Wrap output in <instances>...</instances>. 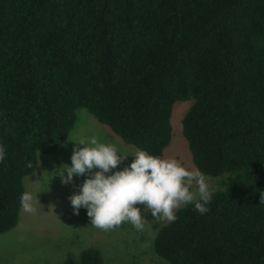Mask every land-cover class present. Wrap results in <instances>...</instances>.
Returning <instances> with one entry per match:
<instances>
[{"label": "trees", "instance_id": "trees-1", "mask_svg": "<svg viewBox=\"0 0 264 264\" xmlns=\"http://www.w3.org/2000/svg\"><path fill=\"white\" fill-rule=\"evenodd\" d=\"M179 101L193 165L220 179L207 214H146L153 250L168 264H264V0H0V233L77 109L162 156ZM60 264L103 260L89 247Z\"/></svg>", "mask_w": 264, "mask_h": 264}, {"label": "rangeland", "instance_id": "rangeland-1", "mask_svg": "<svg viewBox=\"0 0 264 264\" xmlns=\"http://www.w3.org/2000/svg\"><path fill=\"white\" fill-rule=\"evenodd\" d=\"M189 104L190 101L175 103L171 114V140L162 157L175 158L186 167L195 168L181 130V118ZM92 135L116 143L129 152L138 149L123 142L86 109H77L75 124L67 137L80 139ZM83 146L66 139L51 152L37 153L36 166L23 178V186L24 191L38 192L40 204L35 205V213H26L20 208L17 224L0 233V264H60L69 257L77 259L81 251L89 247L99 251L103 264H168L153 250L155 229L147 218L146 229L142 232L128 222L114 230L104 231L91 225L86 208L81 207L79 214H74L69 196L80 191L90 173L74 175L68 184L62 183L59 176H52L55 175L54 169L62 163L71 166L73 149ZM133 159L127 157L111 172L122 170ZM207 178L212 188L216 189L220 177ZM136 207L143 215L144 206L138 204ZM153 222L162 223L157 219Z\"/></svg>", "mask_w": 264, "mask_h": 264}, {"label": "clouds", "instance_id": "clouds-1", "mask_svg": "<svg viewBox=\"0 0 264 264\" xmlns=\"http://www.w3.org/2000/svg\"><path fill=\"white\" fill-rule=\"evenodd\" d=\"M67 139L84 146L74 148L71 166L62 163L54 169L52 178L59 176L62 183L68 184L74 175L90 173L80 191L69 196V200L74 214L78 215L81 207L87 209L93 227L109 231L128 222L142 232L147 226L148 212L158 221L170 223L178 219L177 210L189 205L200 215L210 211L214 189L200 169L186 167L175 158L153 155L144 149L129 152L96 135ZM7 156L6 146L0 143V162H4ZM129 156L134 158L130 165L111 172ZM26 166L32 168V163L29 161ZM37 193H21L22 211H37L35 205L40 204ZM261 199L264 197L260 196ZM138 204L144 206L145 215L136 207Z\"/></svg>", "mask_w": 264, "mask_h": 264}]
</instances>
